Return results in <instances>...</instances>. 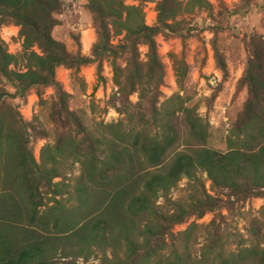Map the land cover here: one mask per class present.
<instances>
[{
  "label": "trees",
  "instance_id": "16d2710c",
  "mask_svg": "<svg viewBox=\"0 0 264 264\" xmlns=\"http://www.w3.org/2000/svg\"><path fill=\"white\" fill-rule=\"evenodd\" d=\"M239 1L243 6L229 12V16L243 15L251 9L253 0ZM63 7L60 0H0V25L18 27L22 39L21 51L16 55L7 53L0 42V79L13 88V99L24 98L30 91L40 97L44 89H54L59 103L55 121L60 126L65 124L61 122L63 118L70 121L85 145L84 148L78 146L77 150L57 145L53 148V155L47 158L54 165L66 153L72 156L74 164L80 166L74 187L79 203L75 216L66 214L62 207L55 209L57 216L53 231L58 239L45 235L42 226L38 232L35 228L23 227L19 243L0 233V264H51L54 249L66 244L79 246L80 252L123 244L126 250L121 261L132 262L142 250L138 240L144 239L143 248L146 249L148 235L162 229L159 222L174 226L182 223L188 215L197 213L196 216L201 218L218 206L219 200L206 196L202 190L197 191L198 195L195 192L190 211L186 212L179 205L177 213L167 217L156 212L155 201L166 197L184 178L194 182L196 189H203V185L198 184L197 171L206 175L216 194L235 199L264 196L263 37L254 36L248 42L250 56L237 86L238 92H243L244 101L226 136V152L206 147L208 122L202 120L194 108L184 107L178 95L173 97L178 106L166 109L160 115L154 135L123 130L119 122L103 125L104 133L92 137L77 116L68 110L69 95L56 79L57 69L65 67L78 74L81 67L97 63L101 71L102 62L107 59L114 71L113 83L123 100L136 94L139 104L148 102L156 110L157 89L163 83V65L156 36L190 35V31L197 28L196 24L187 22L189 27L185 28L181 18L186 13L210 11L211 5L207 0H159L156 24L148 26L140 6L125 5L124 0H89L87 8L93 13L97 28V39L90 56L82 54L80 33L71 32L64 41L52 37L53 28L59 23L56 16ZM114 39H117L116 44H113ZM140 47L146 49L144 62L139 61ZM214 54L219 70L225 73L226 66L220 53L215 49ZM119 58H125L129 69L123 80L119 79L122 70L116 63ZM175 62L178 79L180 66L185 64L182 60ZM19 64L22 69H16ZM3 96L10 95L0 93V155L9 161L4 164L9 167L4 177L8 179L11 175L14 195L17 190L20 200L29 206L27 209L32 206L31 211L35 213L40 204L39 180L45 174L58 177L57 170L40 168L36 164L28 148L27 127L17 113H5ZM179 113L188 134L186 145H190L182 151L178 150L184 138L177 125ZM13 199L10 198L7 204L16 220L19 218L15 212L18 205L16 198ZM39 221L32 223L38 224ZM1 226L12 227L8 224ZM217 242L211 241L208 252L213 253V259L209 264H264V251L244 248L225 254L218 249ZM150 257L151 254L146 252L141 261ZM103 258L105 263L111 262L105 255Z\"/></svg>",
  "mask_w": 264,
  "mask_h": 264
},
{
  "label": "rangeland",
  "instance_id": "374dc122",
  "mask_svg": "<svg viewBox=\"0 0 264 264\" xmlns=\"http://www.w3.org/2000/svg\"><path fill=\"white\" fill-rule=\"evenodd\" d=\"M60 1L64 7L56 16L59 23L53 28L52 37L57 41H64L71 32H78L82 54L90 56L91 47L97 39V28L94 15L87 8L89 0ZM158 1L124 0V4L140 6L146 25L153 26L156 24ZM207 1L211 5L210 11L182 15L184 22L181 21V24L185 25V28L189 27L187 22L197 26L195 30L190 31V35L156 36L158 55L163 65V83L157 89L156 110L148 102L139 104L136 94L128 97L126 101L123 100L113 83L114 71L107 59L103 60L101 71L98 70L97 63L81 67L78 74L65 67L57 69L56 79L69 95L68 110L77 116L88 135L99 137L104 133L103 125L119 122L123 130L154 135L158 130L160 115L166 109L178 106L177 100L173 99L178 95L184 107L194 108L198 116L208 122L206 147L221 153L227 151L226 136L242 110L244 101L243 92H238L237 86L250 56L248 42L254 36L264 38V0H253L247 13L234 16H229V12L243 6L239 0ZM18 32L19 28L12 24L0 25V42L9 54L16 55L21 51L22 39ZM89 37L92 43L86 48L91 42H88ZM116 40H113V44H116ZM215 49L225 63V73L221 72L216 64ZM139 52V61L144 62L146 49L140 47ZM179 60L185 65L180 66L177 79L174 65H177L175 61ZM116 63L122 70L119 79L123 80L129 70L126 60L119 58ZM10 68L13 70V66ZM16 69H22V64ZM2 92L10 95L3 96L2 109L7 115L17 113L27 127L28 148L36 164L40 168H55L58 177H47L45 174L39 180L40 204L33 213V207L27 209L29 206L26 207L25 202L20 200L17 190L16 196L14 195L15 185L10 183L11 175L8 179L4 177V174L9 172V167L4 164L9 161L4 155H0V224L12 226L9 228L0 225V233L19 243L23 227L35 228L38 232L42 230V226L45 235L58 239L59 236L53 231L54 218L57 216L55 209L62 207L66 214L73 217L77 213L79 203L74 187L80 175V166L74 164L72 156L66 153L63 158H58L54 165H51L47 158L53 155V148L57 145L74 150H77L78 146L84 148L82 137L67 119L61 120L65 123L63 126L55 121L59 103L54 89H44L40 97L35 91H30L24 98L13 99V88L0 79V93ZM176 118L184 136L178 149L182 151L190 145H186L188 134L182 124L181 114ZM196 178L199 180L198 184L203 185V189H196L194 182L184 178L166 197H159L155 201L156 212L167 217L176 214L179 205L183 206L186 212L190 211L193 208L195 192L198 195L197 191L202 190L206 196L218 199V206L212 211H207L201 218L196 216L197 213L188 215L182 223L174 226L158 221L162 229L154 235H148L146 249L143 248L144 239L138 240L142 250L132 262L121 261L125 258L126 250L123 244L102 249L92 248L93 252H80L79 246L66 244L54 249L55 256L51 264H198L201 261L209 264L213 259V253L208 252L212 240L218 241V249L225 254L236 253L244 248L256 252L264 251V196L235 199L225 194H216L205 174L197 171ZM14 197L18 205L15 212L19 216L16 220L7 204V201ZM37 221L38 224L32 223ZM146 252L150 253L151 257L142 262ZM103 255L111 262L105 263Z\"/></svg>",
  "mask_w": 264,
  "mask_h": 264
},
{
  "label": "crops",
  "instance_id": "0c3cea01",
  "mask_svg": "<svg viewBox=\"0 0 264 264\" xmlns=\"http://www.w3.org/2000/svg\"><path fill=\"white\" fill-rule=\"evenodd\" d=\"M90 41H91V37H89L88 42H90ZM91 43H92V41L89 44H87L86 48H89V46L91 45Z\"/></svg>",
  "mask_w": 264,
  "mask_h": 264
}]
</instances>
